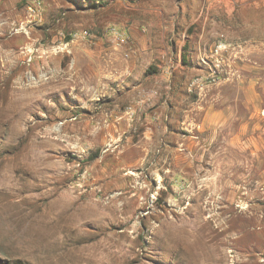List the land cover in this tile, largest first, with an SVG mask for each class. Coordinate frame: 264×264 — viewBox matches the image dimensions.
Listing matches in <instances>:
<instances>
[{
    "label": "rangeland",
    "instance_id": "obj_1",
    "mask_svg": "<svg viewBox=\"0 0 264 264\" xmlns=\"http://www.w3.org/2000/svg\"><path fill=\"white\" fill-rule=\"evenodd\" d=\"M125 1L134 7L0 0V264H264V149L239 168L227 203L215 195L205 205L201 183L178 181L172 171L159 177L144 163L115 159L104 182L102 150L92 167L86 138L70 131L73 123L84 128L85 106L60 116L69 107L59 106L53 87L55 68L70 65L72 45L86 42L72 41L73 33L125 29L118 17L152 2L175 17L201 18V30L222 39L219 82L230 76L235 85L212 90L236 98L238 123L264 129V0ZM62 97L70 99L68 90ZM176 164L178 172L201 171L197 156Z\"/></svg>",
    "mask_w": 264,
    "mask_h": 264
},
{
    "label": "crops",
    "instance_id": "obj_2",
    "mask_svg": "<svg viewBox=\"0 0 264 264\" xmlns=\"http://www.w3.org/2000/svg\"><path fill=\"white\" fill-rule=\"evenodd\" d=\"M120 4L125 10L134 7L125 0ZM139 9L136 15L125 11L118 17L128 31L129 50L117 48L103 34L72 45L70 65L55 68L58 104L69 107L59 115L68 116L72 106H85L84 128L73 123L70 131L86 138L92 167L98 147L102 150L101 159L107 160L100 175L104 182L115 159L144 163L159 177L160 170L172 171L178 181L201 183L205 205L215 195L227 203L233 194L228 186L238 184L239 168L262 154L264 129L248 127L253 123L248 119L238 123L236 98L213 92L218 86L235 85L230 76L216 86L188 91L187 82L207 71L213 61L210 52L222 40L201 30V18L175 17L171 8L152 2L141 3ZM66 90L69 100L62 97ZM245 105L254 110L248 99ZM181 155L187 165L196 156L201 160L196 176L182 168L176 171ZM224 208L220 213L227 211Z\"/></svg>",
    "mask_w": 264,
    "mask_h": 264
},
{
    "label": "built area",
    "instance_id": "obj_3",
    "mask_svg": "<svg viewBox=\"0 0 264 264\" xmlns=\"http://www.w3.org/2000/svg\"><path fill=\"white\" fill-rule=\"evenodd\" d=\"M101 34H103L105 37L112 40L113 44L117 48H125L126 50H129L131 46L129 34L127 30L124 28H119L116 26H108L103 30ZM94 37H96V35L92 34V32H89L88 30H81V31H78L72 34V41L73 40H84L86 42H90L92 41ZM224 49H226V44L222 41L217 42L213 46L210 52V55L213 58L212 66L210 65L207 68V71L204 72L203 74L193 76L192 78L189 79V81L187 82L188 91L192 92L194 89H200L208 84L219 82L221 78V75H220L221 74V60L219 56H220V53ZM67 52L69 53V50H67ZM127 55L128 54L126 53L125 56ZM46 73H47L46 71L40 72V77H43V79H46L47 78ZM28 78L34 79L35 76L28 75ZM74 118L75 117H70L69 120H72ZM61 124H62V121H59L58 125H61ZM76 165H78V162L76 163Z\"/></svg>",
    "mask_w": 264,
    "mask_h": 264
}]
</instances>
